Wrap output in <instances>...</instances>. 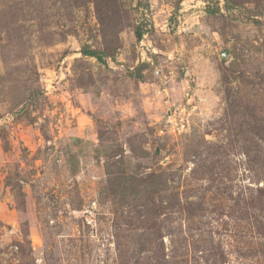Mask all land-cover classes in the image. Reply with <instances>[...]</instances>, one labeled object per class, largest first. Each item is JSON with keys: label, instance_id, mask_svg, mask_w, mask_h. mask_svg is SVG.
I'll return each instance as SVG.
<instances>
[{"label": "rangeland", "instance_id": "1", "mask_svg": "<svg viewBox=\"0 0 264 264\" xmlns=\"http://www.w3.org/2000/svg\"><path fill=\"white\" fill-rule=\"evenodd\" d=\"M0 264H264V0H0Z\"/></svg>", "mask_w": 264, "mask_h": 264}, {"label": "trees", "instance_id": "2", "mask_svg": "<svg viewBox=\"0 0 264 264\" xmlns=\"http://www.w3.org/2000/svg\"><path fill=\"white\" fill-rule=\"evenodd\" d=\"M217 11H218V9L214 10L213 12H217ZM135 34H136L138 41H141L143 39L144 30H143V27L141 25L137 27ZM83 53L86 56L95 57L98 60L103 61V56L100 52L90 50V49H84Z\"/></svg>", "mask_w": 264, "mask_h": 264}]
</instances>
